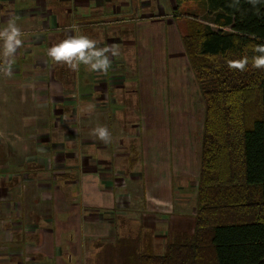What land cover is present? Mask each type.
I'll return each instance as SVG.
<instances>
[{
	"label": "crops",
	"instance_id": "1",
	"mask_svg": "<svg viewBox=\"0 0 264 264\" xmlns=\"http://www.w3.org/2000/svg\"><path fill=\"white\" fill-rule=\"evenodd\" d=\"M115 5V0H0V30L15 21L23 41L11 75L0 71V264H96L104 248L146 234L145 248L153 252L148 232L158 227L155 238L165 243L155 249L163 248L156 254L162 255L174 234L194 233L199 148L192 202L184 206L170 199L169 214L144 211L146 201L158 210L174 187L161 183L163 175L146 182L141 173L146 161L161 165L155 151L141 148V115L145 144L154 140L157 124L165 139L163 151L182 139L174 145L178 119L171 126L160 119L166 118L164 111L141 108L144 87L141 96L136 88L145 71L138 66L136 46L126 45L138 38L135 29L126 34L119 21L101 18L90 27L91 19L115 17ZM140 27L144 37L139 46L146 49L151 30L147 38L144 20ZM81 35L95 40L98 48L118 50L116 56L108 53L107 73L84 65L74 71L48 57L50 47ZM153 96L150 91L149 105ZM99 127L108 129L109 143L93 134ZM179 177L189 184L188 176ZM174 179L168 177L171 183Z\"/></svg>",
	"mask_w": 264,
	"mask_h": 264
},
{
	"label": "trees",
	"instance_id": "2",
	"mask_svg": "<svg viewBox=\"0 0 264 264\" xmlns=\"http://www.w3.org/2000/svg\"><path fill=\"white\" fill-rule=\"evenodd\" d=\"M194 1L219 26L192 22L176 41L204 109L194 233L170 240L163 255L141 250L139 236L123 238L96 264H264V69L252 66L264 55L255 51L264 46V0ZM244 57L245 71L229 68ZM171 90L165 98L176 97Z\"/></svg>",
	"mask_w": 264,
	"mask_h": 264
},
{
	"label": "rangeland",
	"instance_id": "3",
	"mask_svg": "<svg viewBox=\"0 0 264 264\" xmlns=\"http://www.w3.org/2000/svg\"><path fill=\"white\" fill-rule=\"evenodd\" d=\"M143 1L145 0H115V3L117 5H115V7L119 12L117 15H115V17H104L101 15V17L99 16L95 19H91L89 24H93L90 27L94 29V25L97 24V22H100L101 19L105 20V22L108 21L107 19H112L119 21L118 23L121 26V31L122 29H124V33L126 34H134L135 29V34L137 33L139 35L136 39L137 41L135 40L134 42H131L128 39L126 45L133 44L136 46L137 62L139 63L138 66H140V68L142 70L144 69L145 71L144 75H141V77L139 78V85L136 88L139 92V95L141 96L140 81L144 80L143 87L145 99H142L141 101V108L144 109L147 113L154 109V114H157V110H159V113L164 111L166 114V118L160 119L162 123L167 122L171 126H175L174 121L178 119L179 123H177V125L175 126L176 128H174L176 130L173 135V143L175 145L177 144L175 143V141L177 142L181 139L182 143H178L177 147L170 145L167 152L162 150V145L165 139L163 138V135L161 133L160 126L157 124V128L154 129V132L152 133V137L154 140L148 141L145 144L144 133L147 128H144L145 122L143 114L141 115L142 122L140 123L138 121V126L141 125L143 130L142 136L140 134L142 138L141 148L147 149L150 152L155 151L156 157L157 159L159 158V163L161 164L159 165L155 163V161H146L144 157L146 161L145 169L143 171H140L141 173L145 174V181L147 182L148 179L155 180L163 175L161 183L167 182L168 187L166 186V188L168 189L170 186L174 187L172 193L169 191L173 195L169 194V197H167L168 201L164 199H161L163 202L157 200L159 201L158 203L162 202L160 205H158V210H153L151 206L155 205L152 203H148L147 201L146 203H144L143 208L146 209L144 211H146L147 213L154 212V214H158V211H161L162 213L164 212L166 214H169L171 213V209L169 208L170 199L176 202H180L181 205L185 206L188 204V202H192V198L194 194H196V180L192 183L191 181L193 180V177L194 179H196L198 161L197 152L200 146L199 135L203 129L202 116L204 114L202 101L198 97L197 89L193 87V82L188 67L182 66L184 63H186V59L182 58L180 46L176 45V41H180L178 37V29H181L183 31L186 25L195 21L201 22L203 24L207 23L214 29H217L219 26L213 22V16L207 14L205 3L203 2L194 0H177V2L176 0H149L147 2ZM142 4L143 6L141 8H138V6ZM80 20L82 24H85V18H80ZM143 20L146 23L145 35L147 36V38L148 35H150L151 30L150 41H145L146 49L139 46V44H141V38L144 37V31H142L140 27V24ZM131 24L133 26H131ZM165 24H167V26ZM227 29H229V27H227ZM168 31L170 32V35L168 34ZM115 32L116 30L114 31V33ZM161 34H166V41H168L171 36V40L166 49V51L168 52V56L163 54L164 47L160 42ZM165 38L163 37L164 40ZM167 68H169V71L163 72V70ZM156 73L159 74L155 75ZM159 80L161 81V84L158 83ZM158 86H161L160 95H154L152 97L153 105H149L151 101L149 93L150 91L156 92ZM170 90L172 91L174 96L177 95L176 98H165ZM256 105L257 104L252 105L251 108H256ZM148 124L149 121L147 120V125ZM179 129H183L181 134ZM170 134H172V130H170ZM160 158H166L167 160L164 159V161H162ZM141 162L142 160L140 161V164ZM183 174L190 178L188 180L189 184H184V177H179L180 175L183 176ZM170 175L172 179L177 178L176 182H174L175 179L172 181V183L168 181V177ZM172 176L175 177L173 178ZM193 211H195V209H193ZM157 229L148 232L149 237L153 239L152 243H154V255L158 253L157 251L162 253L164 252L163 248L155 249V246L164 245L165 243V241L155 238V233L158 232ZM169 235H171L170 232L168 233V236ZM181 235L183 234H174V237L171 240L173 241L174 239H176V237ZM138 236L140 238V245L142 246L141 250L145 249L148 244L147 234Z\"/></svg>",
	"mask_w": 264,
	"mask_h": 264
},
{
	"label": "clouds",
	"instance_id": "4",
	"mask_svg": "<svg viewBox=\"0 0 264 264\" xmlns=\"http://www.w3.org/2000/svg\"><path fill=\"white\" fill-rule=\"evenodd\" d=\"M252 2V0H250ZM22 32L15 21H9L7 27L0 30V40H3L4 64L0 65V70L5 75H11L14 56L18 48L22 47ZM255 51L264 53V46H257ZM108 53L113 56L118 55V50L114 47L98 48L97 42L87 36H75L62 40L53 45L47 51L50 57L57 64L66 65L71 70H78L80 65L86 66L90 71L107 73L111 67V60ZM248 64L247 57L240 60L228 61L230 69L246 70ZM252 66L257 69H264V55L253 57ZM94 135L104 143H109L111 135L106 127H99L94 130Z\"/></svg>",
	"mask_w": 264,
	"mask_h": 264
},
{
	"label": "built area",
	"instance_id": "5",
	"mask_svg": "<svg viewBox=\"0 0 264 264\" xmlns=\"http://www.w3.org/2000/svg\"><path fill=\"white\" fill-rule=\"evenodd\" d=\"M0 71H2V70H0ZM3 72V71H2Z\"/></svg>",
	"mask_w": 264,
	"mask_h": 264
}]
</instances>
